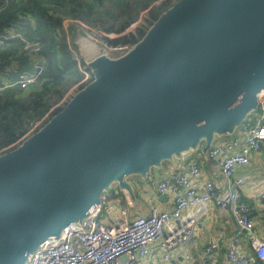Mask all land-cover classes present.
Instances as JSON below:
<instances>
[{
    "label": "water",
    "instance_id": "1",
    "mask_svg": "<svg viewBox=\"0 0 264 264\" xmlns=\"http://www.w3.org/2000/svg\"><path fill=\"white\" fill-rule=\"evenodd\" d=\"M89 64L94 79L0 154V264L82 219L126 167L239 126L264 84V0H179L123 55Z\"/></svg>",
    "mask_w": 264,
    "mask_h": 264
},
{
    "label": "built area",
    "instance_id": "2",
    "mask_svg": "<svg viewBox=\"0 0 264 264\" xmlns=\"http://www.w3.org/2000/svg\"><path fill=\"white\" fill-rule=\"evenodd\" d=\"M4 1L0 0V3ZM155 3L158 4L159 0ZM20 17L25 18L24 15ZM20 29L21 25L17 29L7 27L0 32V44L14 37L21 39L23 48L33 52L31 68L20 70L17 66H4L0 71V92L12 85L28 86L44 68L37 43L27 41ZM101 33L96 28L84 31L87 38L94 41ZM113 48L128 49L127 46ZM71 51L77 57L72 48ZM258 102L261 104V100ZM43 118L32 121L23 137L38 131ZM239 129L241 136L232 135L206 149H195L186 162L158 179L156 192L172 196L171 210L162 209L154 203L147 214L128 218L127 207H121L117 216L107 221L102 211L106 198L101 194L82 219L65 222L54 236L44 237L23 264H134L148 254L149 246L153 244L158 246L162 259L168 260L175 249L194 240L199 218L205 216L211 203L221 209L229 208L235 218L236 231L226 251L229 264H255L258 259L264 261V240L255 236L251 209L243 200L241 186L245 178L235 174V167L248 164L253 152L260 151L264 144V112L262 119L260 114L252 124L242 121ZM204 155L216 162L225 182L224 190L213 180L202 177L201 159ZM259 179L264 182V170ZM260 197L264 198V190L260 192ZM243 231L249 234L250 252H244L240 247L239 235ZM215 248L214 241L207 244L203 255L195 259L194 264H215Z\"/></svg>",
    "mask_w": 264,
    "mask_h": 264
},
{
    "label": "trees",
    "instance_id": "3",
    "mask_svg": "<svg viewBox=\"0 0 264 264\" xmlns=\"http://www.w3.org/2000/svg\"><path fill=\"white\" fill-rule=\"evenodd\" d=\"M179 0H6L0 3V32L21 25L23 37L37 43L44 68L26 87L12 85L0 92V154L19 146L32 121L42 117L41 127L54 118L71 100L67 92L85 88L93 72L73 56L69 35L90 28L106 46H127L139 42L157 18ZM24 15L25 18L20 16ZM18 37L0 44V71L4 66L30 69L33 55ZM86 70L87 74L83 71ZM1 74V72H0ZM73 97V96H72ZM253 110L261 113V104ZM243 121L252 124L255 116ZM21 138V139H20ZM203 139L201 142H204ZM255 264H264L256 260Z\"/></svg>",
    "mask_w": 264,
    "mask_h": 264
},
{
    "label": "crops",
    "instance_id": "4",
    "mask_svg": "<svg viewBox=\"0 0 264 264\" xmlns=\"http://www.w3.org/2000/svg\"><path fill=\"white\" fill-rule=\"evenodd\" d=\"M74 35L75 42L78 44V38L82 36L79 34ZM255 94L257 101L261 100L260 114L262 119L264 112V84ZM251 111L249 114L255 116L256 120L260 114L256 110ZM232 135H242L238 124H234L231 130L225 129L216 133L211 142L201 138L195 144L187 145L178 151L172 152L168 158L161 160L159 163L150 165L144 172L131 176L127 180L132 184V194H129V190L124 184H122V190L116 187L120 180H115L112 184H109L102 192L106 198L102 208L105 220L108 221L109 219L110 221V219L116 217L121 207H127L128 218L147 214L150 205L154 203H157L162 209L171 210L173 208L172 196L170 194L159 195L156 192L155 184L158 179L172 168L186 162L195 149H206L210 145L224 141ZM203 139L205 141L201 142ZM263 170L264 144L260 151L253 152L248 164L235 167V174L245 178V183L241 186L243 200L250 206L251 215L255 223L254 234L261 240H264V198L260 197V192L264 190V182L259 179V175ZM201 172L202 177L213 180L224 190L225 182L216 162L206 155L201 159ZM128 202L130 203L129 205ZM236 227L235 218L229 208L221 209L211 203L205 216L199 218L192 242L175 249L172 252V257L168 260L162 259L158 246L153 244L149 246L148 254L134 264H194V260L203 255L205 246L212 241L216 243L215 264H229L226 258V251ZM239 244L244 252L252 251L249 245L248 232L243 231L239 235Z\"/></svg>",
    "mask_w": 264,
    "mask_h": 264
},
{
    "label": "rangeland",
    "instance_id": "5",
    "mask_svg": "<svg viewBox=\"0 0 264 264\" xmlns=\"http://www.w3.org/2000/svg\"><path fill=\"white\" fill-rule=\"evenodd\" d=\"M79 35L83 36V38H87L86 34H84V33L83 34H79ZM69 39H70V42H71V48L76 52V56H77L76 58L78 59V62L79 61L81 62V60H83V62L86 64V66L91 71H92V67L90 66L89 62H91L93 59H95V57H97L99 54H101L102 51L106 52L107 57H109V58L119 57V56L123 55L126 52V51H122V50H114V49H117V48H113V47H110V46L103 45V44H101V42L99 40H97V41L92 40L93 42H95V44H97L99 46L100 51L89 53V52H87L86 47L85 46L83 47L80 44V41H79L80 37L78 38V44L75 42V35H73L72 33L69 35ZM83 71L87 74L85 69H83ZM78 91L79 90H77V89L74 90V87H73L67 92V95H70L71 96L70 98H72V96H74ZM251 110H253V109L246 110L244 112L243 117H245V115L247 113H249ZM214 137H215V134L211 138L210 142L214 139ZM137 173L138 172L134 171L133 168L126 167V173L124 174V176L122 177L120 182H118V185L116 187L119 188L120 190H122V184H124V186L126 188H128L129 194H132V191H131V189H133L132 188V184L127 179H129L131 176H134ZM114 181H115V179L112 178L111 180H109V184H112ZM121 192H123V191H121ZM108 221H109V219H108ZM28 256L29 255H27V257Z\"/></svg>",
    "mask_w": 264,
    "mask_h": 264
},
{
    "label": "bare ground",
    "instance_id": "6",
    "mask_svg": "<svg viewBox=\"0 0 264 264\" xmlns=\"http://www.w3.org/2000/svg\"><path fill=\"white\" fill-rule=\"evenodd\" d=\"M79 41H80V44L84 47H86V50H87V52H89V53H91V52H96V51H100V48H99V46L97 45V44H95V42H93L92 40H90V39H88V38H83V36H82V38L80 37V39H79ZM110 51V50H109ZM88 53V54H89ZM98 57H107V54H106V52H101V54H99L97 57H95V58H98ZM94 60V59H93ZM92 60V61H93Z\"/></svg>",
    "mask_w": 264,
    "mask_h": 264
}]
</instances>
